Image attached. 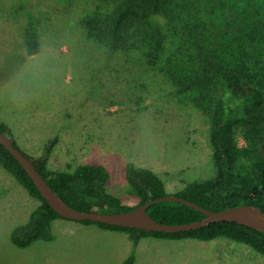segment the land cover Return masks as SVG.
I'll return each instance as SVG.
<instances>
[{
	"label": "rangeland",
	"instance_id": "obj_1",
	"mask_svg": "<svg viewBox=\"0 0 264 264\" xmlns=\"http://www.w3.org/2000/svg\"><path fill=\"white\" fill-rule=\"evenodd\" d=\"M92 5L0 0V121L29 156H40L53 140L47 160L52 171L102 166L109 174L107 192L127 207L138 199L125 181L126 163L154 172L170 194L211 178L208 119L174 101L169 85L145 66L109 56L88 40L80 18ZM29 31L38 43L33 55L26 52ZM237 143L244 144L240 138ZM0 178V264H121L127 257L128 233L107 238L98 226L66 219L52 221L49 242L12 245L10 230L39 202L14 191L23 188L6 172ZM140 239L133 264H264L259 253L224 237Z\"/></svg>",
	"mask_w": 264,
	"mask_h": 264
},
{
	"label": "trees",
	"instance_id": "obj_2",
	"mask_svg": "<svg viewBox=\"0 0 264 264\" xmlns=\"http://www.w3.org/2000/svg\"><path fill=\"white\" fill-rule=\"evenodd\" d=\"M93 8L80 18L85 37L109 56L140 63L160 76L174 101L191 106L208 119L213 176L187 183L173 194L152 171L124 166L129 192L138 199L127 207L107 192L108 172L81 164L72 172L47 167L53 140L38 157L25 154L11 129L0 121V133L33 164L49 188L71 208L119 213L156 198L175 195L209 211L253 205L264 212V0H90ZM27 54L38 48L36 35L26 34ZM242 139L243 145L237 143ZM0 168L39 202L27 220L13 227L9 241L24 248L52 240L51 222L61 219L44 201L23 168L0 145ZM146 213L163 224L204 218L187 205L160 201ZM105 230L126 232L131 249L121 264H132L140 238L210 241L224 237L247 245L264 257V234L237 223L217 222L200 229L161 233L89 221Z\"/></svg>",
	"mask_w": 264,
	"mask_h": 264
},
{
	"label": "water",
	"instance_id": "obj_3",
	"mask_svg": "<svg viewBox=\"0 0 264 264\" xmlns=\"http://www.w3.org/2000/svg\"><path fill=\"white\" fill-rule=\"evenodd\" d=\"M0 145L23 168L31 179L38 192L50 208L61 218L74 222L89 221L94 224H105L109 226L139 229L143 231H153L161 233H178L200 229L211 223L228 222L237 223L247 228L264 234V212L253 205H238L229 207L221 211L205 210L196 204L175 195L156 198L143 205H139L131 210L119 213H98L78 211L67 205L59 198L46 184L41 175L35 170L33 164L21 152L15 149L10 139L0 133ZM160 201H173L187 205L204 214V218L184 224H163L152 219L146 210L154 203Z\"/></svg>",
	"mask_w": 264,
	"mask_h": 264
},
{
	"label": "crops",
	"instance_id": "obj_4",
	"mask_svg": "<svg viewBox=\"0 0 264 264\" xmlns=\"http://www.w3.org/2000/svg\"><path fill=\"white\" fill-rule=\"evenodd\" d=\"M2 171L3 170H0V177H1V175H2ZM0 182H4L3 180H2V178H0ZM5 184L7 185V187H9V185H12V183H11V181L9 180V179H6L5 180ZM13 188H14V191H17L18 192V190L20 191V190H24V189H21V188H17V187H15V186H13ZM10 190V189H9ZM23 193H25V195L27 194L26 193V191L24 190L23 191ZM8 194V193H7ZM1 198V197H0ZM2 198H4L3 196H2ZM4 200H0V211L1 210H4L5 209V207H4ZM33 210V209H32ZM1 213V212H0ZM30 213V212H29ZM29 213L26 215V217H28V215H29ZM25 217V218H26ZM26 219H24V221H25ZM56 220H59V219H56ZM55 221V220H54ZM52 223V222H51ZM100 230V229H99ZM101 232H103L102 234L103 235H106V237L107 238H112L113 236H115L117 233H123V232H121V231H115V230H105V229H102L101 228ZM146 238V237H145ZM149 238H151V237H149ZM139 240H141V239H139ZM139 240H138V242H139ZM138 242H137V244H138ZM136 248H137V245H136V247H135V249H134V251H135V257H134V259H136ZM130 249H131V247H130ZM130 251V250H129ZM120 254V253H119ZM121 255V254H120ZM120 257H122V256H120ZM120 259V258H119ZM124 260V257L123 258H121L120 260H119V262L120 263H122V261ZM134 262V261H133ZM133 264V263H132Z\"/></svg>",
	"mask_w": 264,
	"mask_h": 264
}]
</instances>
